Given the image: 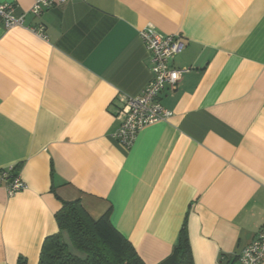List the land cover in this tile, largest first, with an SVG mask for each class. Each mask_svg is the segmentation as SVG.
<instances>
[{
	"label": "crops",
	"instance_id": "1",
	"mask_svg": "<svg viewBox=\"0 0 264 264\" xmlns=\"http://www.w3.org/2000/svg\"><path fill=\"white\" fill-rule=\"evenodd\" d=\"M0 3L26 13L0 23V170L25 183L0 185V264H37L61 200L108 212L145 264L171 253L183 223L194 264L252 241L264 226V0H69L39 17L33 0ZM147 26L185 40L171 63L186 71L160 94L171 115L126 148L115 110L150 79Z\"/></svg>",
	"mask_w": 264,
	"mask_h": 264
},
{
	"label": "built area",
	"instance_id": "2",
	"mask_svg": "<svg viewBox=\"0 0 264 264\" xmlns=\"http://www.w3.org/2000/svg\"><path fill=\"white\" fill-rule=\"evenodd\" d=\"M69 0H33L27 13L33 17L41 16L57 4ZM12 3H0V23L5 28L20 26L24 23L26 13L14 15ZM43 28L37 33L44 37ZM149 59L150 79L137 96L121 94L120 104L115 110V117L120 124L115 130L114 138L124 147L133 143L137 132L143 127L167 119L171 112L165 109L159 97L166 88L174 89L186 69L172 65V59L181 53L186 45L185 40L177 33H162L152 26L140 30ZM0 185L8 195H13L25 188V183L18 173L11 168L0 170ZM264 261V226L255 234L250 243L237 253V264H260Z\"/></svg>",
	"mask_w": 264,
	"mask_h": 264
},
{
	"label": "trees",
	"instance_id": "3",
	"mask_svg": "<svg viewBox=\"0 0 264 264\" xmlns=\"http://www.w3.org/2000/svg\"><path fill=\"white\" fill-rule=\"evenodd\" d=\"M54 219L58 231L46 236L37 264H145L132 243L110 222L108 212L94 219L79 200H61ZM223 256L218 264H234ZM15 264H26L18 257ZM158 264H194L185 223L171 253Z\"/></svg>",
	"mask_w": 264,
	"mask_h": 264
}]
</instances>
